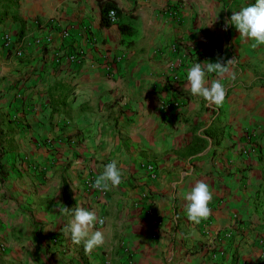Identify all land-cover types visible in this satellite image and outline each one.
Instances as JSON below:
<instances>
[{"label":"crops","instance_id":"crops-1","mask_svg":"<svg viewBox=\"0 0 264 264\" xmlns=\"http://www.w3.org/2000/svg\"><path fill=\"white\" fill-rule=\"evenodd\" d=\"M100 1L0 0V264H264V45L223 27L255 0H110V25ZM216 59H233L223 78L206 73L226 89L220 106L183 88L191 66ZM112 161L121 184L88 185ZM198 180L212 200L196 224L184 196ZM77 203L105 221L90 254L61 231Z\"/></svg>","mask_w":264,"mask_h":264},{"label":"clouds","instance_id":"clouds-1","mask_svg":"<svg viewBox=\"0 0 264 264\" xmlns=\"http://www.w3.org/2000/svg\"><path fill=\"white\" fill-rule=\"evenodd\" d=\"M230 25L235 26L241 37L254 41L253 48L264 45V0H255V3L242 7L239 11H234L230 18H225L224 30L227 31ZM232 64L233 59L227 60L226 63L221 61L206 64L195 63L187 70V83L183 85L184 92H188L192 96L202 97L209 105H222L225 100L226 89L221 80L213 79L209 83L205 77L206 73H216L218 77L223 78L230 72L229 65ZM231 78L235 79L234 73H232ZM121 182L122 172L117 162L112 161L106 164L102 173L96 176L92 187L104 192L119 186ZM73 187L76 188L75 184ZM184 198L187 201L185 212L190 222L199 224L201 220L209 217L212 192L205 181H196ZM68 211L69 208L66 207L58 209V212L63 215H67ZM96 223L103 225L105 221L99 218L95 211L88 210L77 203L72 218L61 231L65 235H69L73 244L80 245L83 243L85 253L90 254L95 248L103 245L105 241L103 231H93Z\"/></svg>","mask_w":264,"mask_h":264},{"label":"built area","instance_id":"built-area-1","mask_svg":"<svg viewBox=\"0 0 264 264\" xmlns=\"http://www.w3.org/2000/svg\"><path fill=\"white\" fill-rule=\"evenodd\" d=\"M110 20L112 22H114L116 20V15H115V10L114 9H110L109 10V14H108ZM69 30L68 29H62L61 30V36L62 37H69ZM1 39H2V42H3V45L5 47V49L8 51V52H11L13 53L14 55L16 56H21L23 54V41H20V42H15V40L13 39V36L8 33V32H5L1 35ZM34 42H36L37 44H40V45H50L51 43V40H50V37L49 36H45L44 38H34L33 39ZM172 49L173 51H177V47L175 45L172 46ZM193 55V54H192ZM182 55H178L177 58H175L174 60H172L170 63H169V68L172 70V77H173V80L175 81L177 79V75H178V72H177V69H178V66L182 64L183 60H182ZM67 57L68 59L74 63V64H79L81 62V59H82V55H81V52L78 51V50H73V51H70L68 52L67 54ZM217 61H221V62H224L222 59H216L214 60L212 63H215ZM246 147V146H245ZM244 146H242V150L244 149V151H246V148ZM144 167L146 168L149 176L151 177H154L157 172H156V168L154 166V164L152 163H144ZM94 181L90 180L88 181V185H92ZM140 197L142 200L146 201L148 207L146 209V214L148 216H150L153 221L157 220V215L155 213V210L153 208V200L151 198V195L150 193L147 191V190H141L140 191ZM223 237L225 239H230L231 236L233 235V230L232 228L231 229H228V230H225L223 232ZM263 239H259L258 242L259 243H263ZM225 253L224 249H216L213 253V256L216 257V258H219L221 256H223ZM261 259L262 261L264 262V251L261 252ZM72 264H81L80 261H75L73 262Z\"/></svg>","mask_w":264,"mask_h":264},{"label":"trees","instance_id":"trees-1","mask_svg":"<svg viewBox=\"0 0 264 264\" xmlns=\"http://www.w3.org/2000/svg\"><path fill=\"white\" fill-rule=\"evenodd\" d=\"M100 7H101V21L104 25H110L112 21L110 20L108 14L110 9L115 10V15L116 17L120 13L118 7L115 5L113 1L110 0H105V1H100ZM122 29H125L126 26L124 24L120 25ZM0 175H3V170L0 169Z\"/></svg>","mask_w":264,"mask_h":264}]
</instances>
